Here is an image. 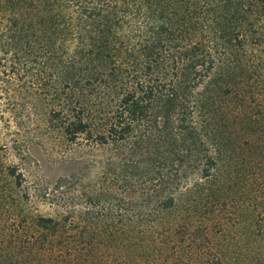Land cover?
I'll return each mask as SVG.
<instances>
[{"label": "rangeland", "instance_id": "obj_1", "mask_svg": "<svg viewBox=\"0 0 264 264\" xmlns=\"http://www.w3.org/2000/svg\"><path fill=\"white\" fill-rule=\"evenodd\" d=\"M226 2L0 0V46L9 50L0 56L6 70L0 73V264H130L125 224L131 194L122 168L129 157L84 134L70 140L64 130L79 109L93 128L109 120L127 85L126 73L119 87L110 81V59L85 51L115 41L114 26L126 39L147 34L153 24L193 26L195 12L203 23L221 25ZM174 33L163 35L176 44L181 39ZM61 60L79 62L68 69L70 81ZM242 117L221 152L205 136L196 145L189 184H206L183 196L169 216L189 230L165 234L177 245L162 249L159 260L142 251L152 259L147 264H264V109L254 106ZM212 155L216 178L206 182L199 178ZM40 217L61 226L46 229ZM68 244L76 246V256L68 254Z\"/></svg>", "mask_w": 264, "mask_h": 264}, {"label": "trees", "instance_id": "obj_2", "mask_svg": "<svg viewBox=\"0 0 264 264\" xmlns=\"http://www.w3.org/2000/svg\"><path fill=\"white\" fill-rule=\"evenodd\" d=\"M232 2L227 0V11L219 16L221 25L203 23L195 12L193 26L173 29L153 24L147 34L137 32L126 39L118 37L121 28L114 26L109 33L115 41L85 51L89 57L110 59V81L119 87V77L126 73L127 85L109 120L93 128L90 115L79 109L74 119L66 121L64 130L70 140L84 134L129 157L122 168L131 194L125 224L130 264L157 259L161 251L177 245L172 238L165 239V234L181 233L180 227L184 234L189 230L169 216L181 208L183 196L206 184L196 181L190 186L188 175L196 145L205 143L202 137L219 153L227 144L226 135L235 132L246 110L254 106L264 109V0H238L236 12L230 10ZM167 31L173 35L178 31L181 41L175 44V37L167 39L163 35ZM8 51L0 46V56ZM121 54L124 56L115 58ZM68 60H61L62 67L71 70L78 61ZM5 71L0 65V73ZM115 72L118 74L113 75ZM207 159L212 165L202 169L199 179L210 182L216 178L217 157ZM11 174L16 171L12 169ZM37 223L49 230L61 226L53 217H40ZM72 244L64 246L71 249L70 256H76ZM142 251L155 255L151 259ZM138 258L142 259L134 262Z\"/></svg>", "mask_w": 264, "mask_h": 264}]
</instances>
